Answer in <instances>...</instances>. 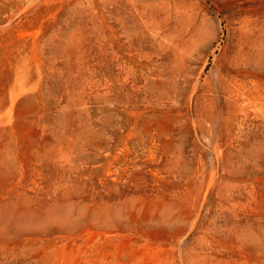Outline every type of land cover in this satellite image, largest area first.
Listing matches in <instances>:
<instances>
[{
    "label": "rangeland",
    "instance_id": "obj_1",
    "mask_svg": "<svg viewBox=\"0 0 264 264\" xmlns=\"http://www.w3.org/2000/svg\"><path fill=\"white\" fill-rule=\"evenodd\" d=\"M0 264H264V0H0Z\"/></svg>",
    "mask_w": 264,
    "mask_h": 264
}]
</instances>
